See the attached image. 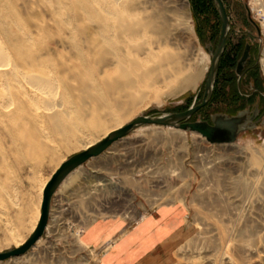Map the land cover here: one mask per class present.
Instances as JSON below:
<instances>
[{
	"label": "rangeland",
	"instance_id": "obj_1",
	"mask_svg": "<svg viewBox=\"0 0 264 264\" xmlns=\"http://www.w3.org/2000/svg\"><path fill=\"white\" fill-rule=\"evenodd\" d=\"M222 2L232 43L250 41L247 35L259 29L257 63L264 80L263 1ZM149 19L165 27V34L146 29L124 35L126 26L138 32L139 24ZM219 33L218 13L210 0H0V253L29 238L40 213L42 186L86 144L139 116L180 113L201 102L210 66L207 50ZM123 41L132 48L143 44V54L129 49L122 53ZM101 49L113 66H97ZM130 61L137 67L130 68ZM123 71H131L129 95L109 96L103 83L126 80ZM26 73L57 87L56 128L44 105L30 94ZM69 75L87 84L97 103L71 78L65 85ZM201 112L206 117L209 109ZM175 130L140 127L122 139L134 142L162 133L181 140L182 168L175 184L179 191L167 185L162 206H182L185 217L180 240L165 264H264V125L259 134L241 132L230 149L208 143L203 145L206 150L197 145L201 137ZM96 160L90 159L59 187L55 195L63 202V212L50 215L42 238L25 254L0 264H99V253L80 240L93 221L111 217L109 209L99 208L95 186L86 188L113 168L108 164L94 173ZM117 185L122 191L109 187L103 202L109 203L114 191L126 198L136 191L134 182L133 187ZM120 204L117 209L123 208ZM117 214L112 218L127 227L141 221L127 222Z\"/></svg>",
	"mask_w": 264,
	"mask_h": 264
},
{
	"label": "crops",
	"instance_id": "obj_2",
	"mask_svg": "<svg viewBox=\"0 0 264 264\" xmlns=\"http://www.w3.org/2000/svg\"><path fill=\"white\" fill-rule=\"evenodd\" d=\"M262 1L264 4V0ZM113 150H110L111 153L108 150L94 158L97 159L94 165V173L100 169L102 170L103 166L110 164L113 168L109 171V174L101 172L99 174L100 179L95 178L92 182L93 186L87 185L86 187L93 188L95 186L94 190H98L100 197L98 198V202L101 203L99 208L109 209L108 211H111L109 216L111 217H108V219L99 218L93 221L81 232L80 240L83 245L93 247L99 253V264H165L166 255L180 240L185 210L179 205L156 207L150 210L140 222L131 227H127L117 217L112 218L120 207L117 209L116 199H121L126 195L114 191L112 192L114 196L108 198L109 203L102 201L101 196L107 193L109 187L117 188V183L108 178L116 174L118 168L119 160H117V155ZM79 169H82V166ZM123 181L133 187V182L129 179ZM101 183L105 185L99 187ZM65 184L63 187H65ZM117 189L122 191L123 188L119 187ZM59 190L58 188L54 195ZM53 197H57V195ZM120 205L124 206L122 203Z\"/></svg>",
	"mask_w": 264,
	"mask_h": 264
},
{
	"label": "water",
	"instance_id": "obj_3",
	"mask_svg": "<svg viewBox=\"0 0 264 264\" xmlns=\"http://www.w3.org/2000/svg\"><path fill=\"white\" fill-rule=\"evenodd\" d=\"M212 2L218 12L221 27L216 49L211 55L210 68L207 78L205 79L204 94L201 103L180 113L163 114L156 117L144 115L139 116L132 122L124 125L119 130L112 132L106 138L91 146L87 150L79 152L65 160L54 171L43 188L42 200L40 204V215L35 229L29 238H27V240L22 244V246L19 248H13L7 252L0 253V262L25 254L42 237L48 222L51 198L59 186L71 173L83 166L90 159L101 155L114 142L127 137L136 128L153 126L176 129L185 133L198 135L213 145H232L236 143L237 136L241 132L245 131L243 127L248 121L244 116H242V114L230 118L219 115L214 116L211 120V124L202 121H196L193 123L186 122L197 111L205 107L211 97L219 60L223 53L225 41L229 32L228 17L223 6V2L221 0H212ZM244 60L245 54L237 63V68L241 66Z\"/></svg>",
	"mask_w": 264,
	"mask_h": 264
},
{
	"label": "flooded vegetation",
	"instance_id": "obj_4",
	"mask_svg": "<svg viewBox=\"0 0 264 264\" xmlns=\"http://www.w3.org/2000/svg\"><path fill=\"white\" fill-rule=\"evenodd\" d=\"M229 34L230 32H228L225 47L219 60L211 97L207 105L192 115L186 122L202 121L211 124L210 116L219 115L230 118L242 114L248 120L243 127L245 131L242 134H247L248 132L259 134L263 130L264 125V80L259 74L257 63L261 49L260 31L256 29V34L247 35L250 38L248 42L239 41L232 43L229 39ZM217 42L212 49L207 50L210 54V60L216 49ZM244 54L245 60L237 68V63ZM196 105L194 104L189 108ZM204 108L209 109L206 117L200 116ZM194 117L197 118L194 119Z\"/></svg>",
	"mask_w": 264,
	"mask_h": 264
},
{
	"label": "built area",
	"instance_id": "obj_5",
	"mask_svg": "<svg viewBox=\"0 0 264 264\" xmlns=\"http://www.w3.org/2000/svg\"><path fill=\"white\" fill-rule=\"evenodd\" d=\"M194 135V134H193ZM161 138L162 142L154 140L155 145H151L153 142V138ZM200 137V136H199ZM180 141V142H179ZM176 141L175 139L166 136L165 134L158 133L156 136L151 137L149 139H143L141 141L134 142H122V139L115 142V150L117 153L118 166L123 165L128 162L133 171L137 169L133 164L136 160L145 161L147 158H151L154 164L152 166H141L139 169H143L139 176H135L134 179L129 178L130 176H126L127 179L134 182L136 192L131 193L134 199L129 198L124 202L125 205L123 209H119V214L124 215L125 213L130 215L129 222L132 220L140 219L146 212L148 213L150 210L162 206L164 203L162 199L164 196L161 193L156 192L157 190H161L162 188H167V185L175 186L172 191L176 192L179 189L176 188L175 184H178L180 180V170L182 168V154L180 148L182 147L181 140ZM208 142L201 138H198L197 145L201 148L204 147L206 150L209 148L203 145H207ZM210 144V143H209ZM213 145V144H212ZM190 147L193 148V141L190 143ZM114 150V151H115ZM125 157L124 154H126ZM193 153V151H192ZM121 156V157H120ZM123 157V159H122ZM130 157H133L130 159ZM192 158V160H191ZM190 161L193 162V154L190 155ZM192 166V165H190ZM153 169H157L158 172L153 174ZM176 174L178 176H176ZM169 175V176H167ZM118 176L113 177V182L119 184ZM173 184H172V183ZM138 187V188H137ZM170 191V190H169ZM171 191V192H172ZM167 194V192H166ZM174 196V195H173ZM149 198L155 199V204H149ZM165 198V197H164ZM176 197H171V199H175ZM163 201V202H162ZM63 202L60 201L59 198H52V207H51V215L59 214L63 212ZM118 215V214H117ZM128 222V221H127Z\"/></svg>",
	"mask_w": 264,
	"mask_h": 264
},
{
	"label": "bare ground",
	"instance_id": "obj_6",
	"mask_svg": "<svg viewBox=\"0 0 264 264\" xmlns=\"http://www.w3.org/2000/svg\"><path fill=\"white\" fill-rule=\"evenodd\" d=\"M263 11H264V4H263ZM161 24H162V22H161ZM160 25V24H159ZM163 25H165V24H163ZM139 31L137 32V31H134V27L133 26H126L125 27V30H124V35L125 36H128V37H130V36H133L134 34H141V33H143L146 29L148 30L147 32L148 33H150V34H160V35H164L165 33V31H164V28L165 27H163V26H158L157 24H154L153 23V21H151L150 19L149 20H146L144 23H142V24H139ZM167 28V27H166ZM155 30H157L155 33H153ZM166 30V29H165ZM120 47L121 48H119V50L123 53V52H125V50L126 49H129V50H131V52L134 54V55H142L143 54V51L145 50V47H144V45L143 44H141V45H138V46H135V47H131V45L129 44V42L128 43H126L125 41H123L122 43H121V45H120ZM130 52V53H131ZM100 54H101V56L98 58V60H97V62H96V64H97V66H102V68H104V67H108V66H113L112 65V62L110 61H107V60H105L104 59V54H105V52H104V50H100ZM165 59H168V57H166ZM261 62H263V66H264V60H262ZM129 66H130V68H135V67H137V63L134 61V62H132V61H130L129 62ZM1 67V66H0ZM2 69V68H1ZM3 70V69H2ZM5 71V70H4ZM123 73H124V75H122V76H125L127 79L126 80H124V81H114V82H109V83H103V87H104V89L103 90H105V92L109 95V96H112V97H114V96H118V98H119V96H122V98H125V97H127L128 95H129V90L131 89V87H132V80L130 79V73H131V71H123ZM25 76H29V80H28V89H29V91H30V94L32 95V96H34V97H36L43 105H44V109H45V111L48 113V115H49V119H51V122H52V125H53V127L54 128H56L57 126H58V124H57V119L58 118H60V113L57 111V106H55V104H56V100L58 99V94H57V87L56 86H54L53 87V84L51 83V82H48L47 80H45V79H42L41 77H38V76H36V75H34V74H29V73H26V74H23V77H25ZM70 78L74 81V82H76L77 83V86L78 87H81V88H78L77 87V89L79 90V91H84V93H85V95L87 96V97H90L89 99L91 100V102H94V103H97V98L93 95L92 96V94H90V92H88V86H87V84H85V85H83L84 83L83 82H81V81H79V79H78V76H67L66 78H64V84L65 85H68L69 86V81H70ZM187 82H190V81H187ZM195 82L193 81V88L195 87ZM130 106H133V104H131ZM65 113V112H64ZM124 125L123 124H119L117 127H115V128H113V129H110V130H108L106 133H105V135L103 136V137H101L99 140H97L96 142H92V143H88V144H86L84 147H83V149H82V151H85V150H87L88 148H90L91 146H93V145H95V144H97L98 142H100L101 140H103L104 138H106L109 134H111L112 132H114V131H116V130H119L120 128H122ZM156 128H162V127H156ZM169 130H174V129H170V128H168ZM175 131H180V130H175ZM180 132H183V131H180ZM198 136V135H197ZM123 139V138H122ZM154 140L155 139H153V142L151 143V145H155V146H157L156 144H154ZM141 142H142V140H140ZM156 141H159V142H162V140L161 139H156ZM222 147H226V148H228V149H230L231 147H228V145L226 144V145H221ZM230 146V145H229ZM182 148V147H181ZM81 151V152H82ZM114 151V150H113ZM115 152V154L117 155V153H116V150L114 151ZM104 153V152H103ZM121 157V156H120ZM123 157H125V156H123ZM123 157H122V159H123ZM96 158V157H95ZM131 158H133V157H130V159ZM133 164H136L135 166L137 167V169H135V171H133V169H131L130 168V166L128 165V162L127 163H125V164H123V165H120V166H118V168L116 169L117 171H116V174H114V175H112L111 177H110V179H113V177H116V176H118L119 178L121 177V179H119V184L120 183H123L122 182V180H124V179H127L126 178V176H130L129 178H131V179H134V177L135 176H139V174H141L142 173V171L144 170V169H146V167H143V169L141 170V169H139V167H141V166H152L153 164H154V162H153V160H151V158L149 157V158H147V160H145V161H142V160H136ZM60 166V165H59ZM58 166V167H59ZM57 167V168H58ZM158 172V170L157 169H153V174H156ZM73 174L74 173H71L68 177H67V180L65 181H63V183L65 184V182H67L68 180H69V178H71L72 176H73ZM133 175H135V176H133ZM48 182V181H47ZM46 182V183H47ZM62 183V184H63ZM61 184V185H62ZM63 184V185H64ZM46 184H44L43 186H42V189H41V192H42V190H43V188H44V186H45ZM61 185H60V187H61ZM62 185V186H63ZM113 185V184H112ZM104 185H103V183H101V185H99V187H103ZM115 186V185H114ZM118 186V185H117ZM156 192H159V193H161V195L162 196H164L162 199H158V200H163V201H166V192H168V189L165 187V189H161V190H157ZM54 195V194H53ZM53 197V196H52ZM131 199H134L133 198V196L132 197H130V201H131ZM117 201H115L117 204L118 203H122L123 205H125V201L127 200V198H122L121 197V199L120 198H118V199H116ZM51 201H52V198H51ZM51 201H50V204H51V207H52V203H51ZM162 201V202H163ZM149 204H151L152 202H155V199H153V198H149ZM164 203V202H163ZM152 204H155V203H152ZM124 207V206H123ZM123 209V208H122ZM49 211H50V213H51V208H49ZM116 214L118 213V216L119 217H121L123 220H126V221H128L129 222V219H130V215H128V214H122V215H120L119 214V211L117 210V212H115ZM39 215H40V213H39V211H38V213H37V216H36V223L38 222V219H39ZM50 215L51 214H49V217H50ZM147 215V212L140 218V219H138L137 221H139V220H142L145 216ZM48 217V218H49ZM49 220V219H48ZM133 221H136V220H132L131 222H133ZM36 223H35V225L34 226H32V229H31V231H30V233H32L33 232V230L35 229V227H36ZM47 227H48V222H47V225H46V227H45V231L47 230ZM45 231H44V233H45ZM44 233H43V235H44ZM42 235V236H43ZM42 238V237H41ZM40 238V239H41ZM26 240L25 239H23V238H21V239H18L17 241H16V244H15V247L14 248H19L20 246H22V244L25 242ZM39 241V240H38ZM37 241V242H38ZM36 242V243H37ZM35 243V244H36Z\"/></svg>",
	"mask_w": 264,
	"mask_h": 264
},
{
	"label": "trees",
	"instance_id": "obj_7",
	"mask_svg": "<svg viewBox=\"0 0 264 264\" xmlns=\"http://www.w3.org/2000/svg\"><path fill=\"white\" fill-rule=\"evenodd\" d=\"M211 1V0H210ZM222 1V0H221ZM202 4H203V2H202Z\"/></svg>",
	"mask_w": 264,
	"mask_h": 264
}]
</instances>
